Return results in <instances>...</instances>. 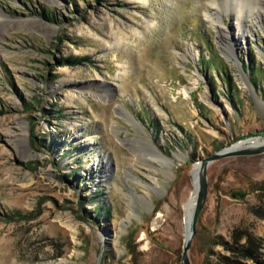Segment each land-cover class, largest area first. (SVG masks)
Masks as SVG:
<instances>
[{
  "label": "rangeland",
  "instance_id": "obj_1",
  "mask_svg": "<svg viewBox=\"0 0 264 264\" xmlns=\"http://www.w3.org/2000/svg\"><path fill=\"white\" fill-rule=\"evenodd\" d=\"M214 2L0 0V264H181L194 165L264 143V14ZM207 185L190 264H264V154Z\"/></svg>",
  "mask_w": 264,
  "mask_h": 264
},
{
  "label": "water",
  "instance_id": "obj_2",
  "mask_svg": "<svg viewBox=\"0 0 264 264\" xmlns=\"http://www.w3.org/2000/svg\"><path fill=\"white\" fill-rule=\"evenodd\" d=\"M246 140L244 142H247ZM243 142V143H244ZM239 143L232 145L229 148L220 150L214 154L208 155L207 157L199 161L200 167L197 176V188H196V197L193 210L191 213L190 224L186 229L185 238L183 241V251L180 259L181 264H190L188 258L189 247L193 237L196 232V225L200 213L204 207L207 198L208 185H207V169L208 166L218 160L228 158V157H237V156H256L264 154V144H246L243 147L238 148Z\"/></svg>",
  "mask_w": 264,
  "mask_h": 264
},
{
  "label": "bare ground",
  "instance_id": "obj_3",
  "mask_svg": "<svg viewBox=\"0 0 264 264\" xmlns=\"http://www.w3.org/2000/svg\"><path fill=\"white\" fill-rule=\"evenodd\" d=\"M132 1L138 2L140 5H147L150 0H132ZM212 1L214 2V0H212ZM232 2H233V8L232 9L234 11V15L236 16L237 23H239V27L243 26L242 21H240V19L243 18V16H247L246 10H249L248 12L254 13V10L256 9L257 13L255 16H262L264 14V0H232ZM212 5H214V6L216 5L217 10H219L220 12L225 11L222 8L223 6L221 7L219 5V3L217 4L216 2H214L211 4V6ZM216 15H217V17L219 16L217 12H216ZM210 16H212V15H210ZM147 27H149V26H147ZM139 33L140 32L135 31V34H139ZM222 41H223V39H222ZM262 141L263 140L253 139V140H249L248 142L240 143V144H238L237 147L238 148L243 147L247 143L248 144H251V143H254V144L260 143L261 144ZM151 161H154V162L160 164L161 166L171 165V160L167 159L164 155H162L159 152H156L155 154L152 153V155H150L149 157L144 156L142 158L141 163H144V165L151 168V165L149 164ZM199 167H200L199 162L194 165L193 174H192V178H191L192 184L194 187V191L191 195L192 197L190 198V201L188 200V202L184 206V209H185L184 210L185 211V229H187L189 224H190L191 213H192L193 206L195 203L196 188H197V176H198ZM153 189H154V191L158 190V188H153Z\"/></svg>",
  "mask_w": 264,
  "mask_h": 264
},
{
  "label": "trees",
  "instance_id": "obj_4",
  "mask_svg": "<svg viewBox=\"0 0 264 264\" xmlns=\"http://www.w3.org/2000/svg\"><path fill=\"white\" fill-rule=\"evenodd\" d=\"M45 19H48V20H50V21H54V19L53 18H49L48 16H43ZM215 57V58H214ZM214 57H212V60L213 61H218V60H216V57L217 56H214ZM88 60V58L87 57H82V58H78V59H74L72 62H71V64L72 65H81L82 63H84V62H88L87 61ZM202 63L205 65V68H208V69H211L212 67L213 68H217L216 67V65H212V67H211V65H210V63L211 62H209V61H206V60H204L203 58H202ZM254 70V69H253ZM254 71H256V69L254 70ZM226 81H227V83L229 84V82H228V80L226 79ZM102 210L105 212V213H107L108 212V209L106 208V207H101L100 209H99V211H101L102 212ZM250 245V244H249ZM246 247H244V246H241V249L239 250V251H241V253L245 256V257H250V258H253L254 257V254L256 253V249H250V250H248V249H245Z\"/></svg>",
  "mask_w": 264,
  "mask_h": 264
}]
</instances>
